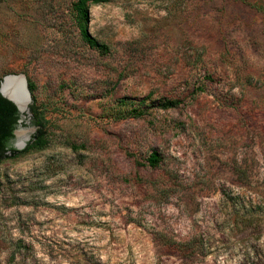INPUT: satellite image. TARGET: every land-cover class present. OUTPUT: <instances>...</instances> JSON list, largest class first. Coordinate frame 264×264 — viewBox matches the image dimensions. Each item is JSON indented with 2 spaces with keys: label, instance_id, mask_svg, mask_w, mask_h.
I'll return each mask as SVG.
<instances>
[{
  "label": "rangeland",
  "instance_id": "rangeland-1",
  "mask_svg": "<svg viewBox=\"0 0 264 264\" xmlns=\"http://www.w3.org/2000/svg\"><path fill=\"white\" fill-rule=\"evenodd\" d=\"M75 1L0 0V264H264V0Z\"/></svg>",
  "mask_w": 264,
  "mask_h": 264
},
{
  "label": "trees",
  "instance_id": "trees-1",
  "mask_svg": "<svg viewBox=\"0 0 264 264\" xmlns=\"http://www.w3.org/2000/svg\"><path fill=\"white\" fill-rule=\"evenodd\" d=\"M86 1L87 0H76L74 2V8L76 9L80 18H83L84 20L86 18V12L84 10ZM91 1H93L94 3H102L105 0ZM80 39L83 44H87L89 46L97 45L96 40L89 35L87 29H85L83 26H80ZM28 87L30 86L28 85ZM31 117L32 122L35 126L41 125L40 119L38 118L36 112L32 111ZM20 118L21 115L18 113L15 106L11 102L0 96V163L5 160L19 158L29 151L45 148L46 140L40 131H38L30 138L24 149L17 150L12 146V140L14 139L13 132L14 130H16ZM149 161L151 163H155L157 161L156 156L152 155L149 158ZM164 245H166L172 251L181 255H186V253H189V251L191 250L189 244L187 243L167 241V243L164 242Z\"/></svg>",
  "mask_w": 264,
  "mask_h": 264
},
{
  "label": "water",
  "instance_id": "water-1",
  "mask_svg": "<svg viewBox=\"0 0 264 264\" xmlns=\"http://www.w3.org/2000/svg\"><path fill=\"white\" fill-rule=\"evenodd\" d=\"M16 78H18L17 75H7V76H5V77L2 78V80L0 81V96H2L3 98H5L9 102H11L15 106L16 110L18 111V113L20 115H22L23 113L27 112L28 107L26 108L23 105L22 102H20V103L17 102L16 99L13 96H11V95L8 94V90L10 89V87H8V85H9L8 84L9 83L8 81L14 80ZM21 78H22V81H23L22 83H23L24 91L27 94L28 100L30 102V94H29V91L27 89L26 79H25V77L23 75H21ZM16 132H17V130H14V132H13V136H14V139H15L14 144H13V147L15 149H17V150H22V149L25 148L27 142L30 139L27 142L23 143L21 146H17V144H16Z\"/></svg>",
  "mask_w": 264,
  "mask_h": 264
},
{
  "label": "bare ground",
  "instance_id": "bare-ground-1",
  "mask_svg": "<svg viewBox=\"0 0 264 264\" xmlns=\"http://www.w3.org/2000/svg\"><path fill=\"white\" fill-rule=\"evenodd\" d=\"M17 76L18 78L8 81V87H10V89L8 90V94L13 96L17 102H22L23 105L27 108L29 105V100L27 94L24 91L21 75ZM19 132L20 131L16 132V137L19 138L18 141H16L17 146H21L23 143L27 142L26 139L20 137L21 133Z\"/></svg>",
  "mask_w": 264,
  "mask_h": 264
}]
</instances>
